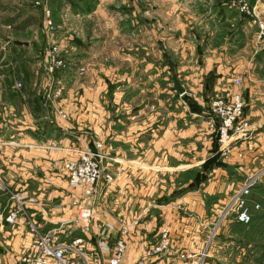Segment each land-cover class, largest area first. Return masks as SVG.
Instances as JSON below:
<instances>
[{
	"label": "rangeland",
	"instance_id": "1",
	"mask_svg": "<svg viewBox=\"0 0 264 264\" xmlns=\"http://www.w3.org/2000/svg\"><path fill=\"white\" fill-rule=\"evenodd\" d=\"M254 2L255 0H54L47 7L43 0H0V38L19 37L33 44L24 58L12 55L13 58L0 59V94L4 89L14 88L30 99L31 94L28 92L33 83L38 81L37 86L47 87L51 82L52 90L44 95L46 108L63 120H67L68 115L62 102L73 100L74 109L81 97L80 87L86 86L85 82H90L95 76L98 80L99 77L103 80V102L107 106L109 120L115 113L111 106L112 93H115L114 98L117 96L115 100L118 106L127 103L138 89L145 92L151 89L152 93L149 95L153 98L152 101L156 99L155 103L161 94H167V99L164 100V95L161 97L162 103H166L168 107L153 110L152 119L159 120L161 112L163 115L166 110L169 119H173L176 112L177 116L181 114L180 107L182 109V162L185 172L178 178V183H184L185 191L190 189V181L194 182V187L207 180V174L201 172L206 168L204 165L198 169L190 168L200 165L210 154L213 143L217 145L216 155L220 159L228 161L231 156H237L238 159L229 163L238 172H221L212 177L214 180L216 178L212 184H206L209 187L203 195V209L208 213L204 219L207 223H185L182 235L179 233L181 228L174 232L178 237L176 241L178 244L182 241L191 242V234L196 228L205 233L199 239V245L194 244L196 254L188 259L191 260L190 264H264V125L256 127L261 116L264 122V67H258L256 59L260 56L257 54L260 47L264 46V21L260 20V17L264 19V2L256 7L251 6ZM243 4H247L249 14L242 12ZM223 9H226L224 14ZM45 10H48V15ZM245 18L253 24L246 32L248 42L241 47L238 43L241 32L237 28ZM4 27L9 30L4 31ZM71 42L77 52L69 51V45H66ZM1 46L3 42H0ZM0 54H3L1 48ZM42 56L45 58L42 59ZM217 77L220 78L217 80L218 88L212 93H203V88L206 91L207 85L211 83L212 86ZM164 79H167V87L164 86ZM175 82L183 93L176 91ZM227 85L230 86L229 90L225 89ZM243 90L258 91L262 96L255 97L247 93L245 100ZM70 91L73 92L69 94ZM238 101L243 104L240 119L247 123V132L242 137L238 133L234 136L232 130L229 132L228 145L231 153L225 157L219 151V120L212 112V104L222 102L230 107ZM250 104L253 106L251 110ZM193 110L206 115L208 131L196 123L197 118L191 115ZM123 112L116 110V115ZM210 123L214 126L211 127ZM253 142L260 147L258 156L253 158L255 165L251 166L255 172L250 168L245 171L249 167L245 160L246 151H249V144L253 145ZM171 146L168 147L169 152L173 149ZM89 151L99 152L102 157V175L94 188L95 194V190L102 184L108 186L112 182L105 180L107 176L112 179V176L104 172L106 164H109L106 162L109 161L100 144ZM81 152L82 150L76 157L61 162L58 166L61 175L58 173V176L67 181L64 166L75 160ZM175 162L176 160L167 159L168 169ZM215 162L208 160L207 164L210 166ZM158 163V160H153V168L158 167ZM164 179L167 180V190H162V194L168 193L170 185L175 186L172 175ZM248 179L252 180L246 199L250 222L241 224L233 212L235 208L226 216L222 215L231 198ZM80 192L83 197L80 202L91 207L95 219V209L92 208L94 198L90 199L94 195L86 198L84 190ZM87 199L90 200L86 201ZM184 214L188 215L187 219H191L190 210L184 211ZM95 221L98 223L99 219ZM90 224L92 226L94 222Z\"/></svg>",
	"mask_w": 264,
	"mask_h": 264
},
{
	"label": "crops",
	"instance_id": "2",
	"mask_svg": "<svg viewBox=\"0 0 264 264\" xmlns=\"http://www.w3.org/2000/svg\"><path fill=\"white\" fill-rule=\"evenodd\" d=\"M262 2L264 0H255L251 6L263 5ZM224 13L226 9H223ZM260 20L264 21L261 17ZM244 21L237 28L241 32L238 41L241 47L248 42L246 32L253 24L248 18ZM5 29L7 31L8 27H4V31ZM15 41L25 45H13ZM0 42H3V46L0 47L3 52L0 54L1 60L4 57L15 56L24 58L33 45L19 37L5 36L0 38ZM66 46L69 51L77 52L72 42ZM260 48L257 52L260 56L256 59L258 67L262 69L264 46ZM78 51L82 52L80 49ZM218 79L220 78L217 77L212 86L209 83L206 91L203 88V93L215 91L219 85ZM164 80V86L167 87V79ZM85 83L86 86L80 87L81 97L74 105V109L73 100L67 99L68 101L62 102L68 115L67 120L57 118L46 108L44 95L52 90L51 82L47 87L37 86L38 81L33 83L28 92L31 94L30 99L14 88L4 89L0 94V180L2 181H0V264H17L18 258L28 252L34 239L30 233L33 224L40 226L39 234L58 230L62 240L82 239L85 249L88 252L98 251L104 264H109L110 254L99 249L100 229L107 231V247H113L118 240H125L127 248L122 264H132L143 255L148 245L157 241L160 229L166 227L170 231L172 246L165 257V263L184 264L186 261H191L187 257L192 259L195 256L194 244L199 245V239L203 234L205 236V233L196 228L191 234V242L185 241L184 244L182 241L178 244L176 241L178 237L174 232L181 228L179 233L182 235L185 223L186 225L198 221L199 225L201 222L207 223L204 219L208 213L203 209L205 207L203 195L209 187L206 184H212L216 180L212 177L221 172H238L236 168L229 166V163L238 160L237 156H231L228 161L220 159L216 155L217 145L213 143L210 154L200 165L190 168L198 169L208 160H215L216 164L210 166L207 164L206 168L201 170L203 174H207V180L195 184L194 187H192L194 182L190 181L188 185L190 184L191 187L185 191L184 183H178V178L180 179L185 172L182 162L184 131L181 107L179 116L176 112L175 117L169 119L166 110L163 115L161 112L160 119L155 121L152 119L153 110L159 108L162 110V106L168 107L166 103H162L161 97L166 96L165 100L168 98L167 94H161L158 102L155 103L156 99L152 101L153 98L149 95L152 93L151 89L147 92L138 89L127 103L118 106L115 100L117 96L114 98L115 93L111 92L113 95L111 106L115 113L109 120L107 106L103 102L105 95L103 80L101 77L98 80L95 76L93 80ZM229 87L227 85L225 89ZM72 92L70 91L69 94ZM247 93L255 97L262 96L258 91L243 90L245 100ZM252 107L251 105L249 110ZM175 108L177 109L178 105ZM116 110L124 112L116 115ZM191 115L197 118L195 121L201 128L208 131L206 115L199 110H193ZM261 118L262 116L256 127L264 125ZM208 134L210 138H214L211 132ZM98 144L102 147L106 160L109 161L106 162L109 164H106L104 172L112 176V182L108 186L102 184L97 187L94 197L90 198L91 200L94 198L92 200V208L95 209L96 214L94 220L99 219V222L93 221L94 224L90 226L89 232L82 233L80 225L76 222L77 208L71 205V202H80V198H83L82 193L80 190H70L67 181L62 176H58L60 172L58 166L62 161L76 157L80 150H94ZM251 144L249 151H246V157L244 155L249 166L245 171L250 168L255 172L251 166L255 165L256 161L253 158L259 153L260 147L254 145V142L253 145ZM169 145L173 147L170 152ZM232 153L235 154L233 151ZM167 159L176 160L175 165L170 169L167 167ZM153 160H158V167L153 168ZM168 175H172L175 186L170 185L171 189L168 193L162 194V190H167L165 185L168 178L165 180L164 177ZM14 195L22 197L23 209L17 215L16 222L8 224L5 219L17 207L12 199ZM57 206L61 208L55 209ZM189 210L192 212L189 215L191 219H187L188 215L184 214V211ZM134 222L137 225H133ZM123 231L127 232L126 236L122 235Z\"/></svg>",
	"mask_w": 264,
	"mask_h": 264
},
{
	"label": "built area",
	"instance_id": "3",
	"mask_svg": "<svg viewBox=\"0 0 264 264\" xmlns=\"http://www.w3.org/2000/svg\"><path fill=\"white\" fill-rule=\"evenodd\" d=\"M47 7L54 0H43ZM242 12L249 14L247 4H243ZM48 10L45 14L48 15ZM54 60V58H51ZM60 67V64H57ZM243 104L239 101L233 106H226L222 102H214L212 104V112L219 120L218 134H219V151L221 155L227 156L231 153L228 145V134L232 130L233 135L237 133L240 137L247 132V123L240 119L242 114ZM211 127L214 126L210 123ZM246 135V133H245ZM241 157V155H239ZM101 155L99 152H92L83 150L81 154L72 161H69L64 166V174L67 178L69 187L74 191H83L84 197H92L94 195V188L101 179ZM107 182L112 181L110 176L105 178ZM252 187V180L248 179L239 188L238 192L234 194L227 204L223 215L226 216L229 211L235 208L233 212L237 215V221L241 224H248L250 222V214L246 206L247 195ZM17 207L9 213L5 221L8 224H14L17 215L22 212V197L14 195L12 197ZM73 207L77 208L76 222L80 225V231L87 233L94 220V213L92 209L84 204L71 202ZM57 206L55 209H60ZM133 225H137L136 222ZM39 225L33 224L30 227V233L34 236L28 252L21 256L17 264H104L101 254L96 252H88L83 244L82 239H75L72 241L62 240L59 236L58 230H51L44 234H39ZM100 245L99 249L110 254L109 264H122L124 254L126 252V242L124 239L118 240L113 247H107L105 229L99 230ZM123 236L127 235L126 231L122 232ZM171 250V240L169 230L166 227L160 229L159 237L154 244L148 245L144 250L143 255L132 264H166L165 257ZM191 259V257H187ZM187 261L185 264H190ZM198 264V263H191Z\"/></svg>",
	"mask_w": 264,
	"mask_h": 264
},
{
	"label": "water",
	"instance_id": "4",
	"mask_svg": "<svg viewBox=\"0 0 264 264\" xmlns=\"http://www.w3.org/2000/svg\"><path fill=\"white\" fill-rule=\"evenodd\" d=\"M13 45H16V46H22V45H25V44H23L22 42H17V41H15V42H13ZM175 89H176V91H177L179 94L183 93L182 88H180L179 85H178L176 82H175Z\"/></svg>",
	"mask_w": 264,
	"mask_h": 264
},
{
	"label": "trees",
	"instance_id": "5",
	"mask_svg": "<svg viewBox=\"0 0 264 264\" xmlns=\"http://www.w3.org/2000/svg\"><path fill=\"white\" fill-rule=\"evenodd\" d=\"M208 163V162H207ZM207 163L204 165V167H206Z\"/></svg>",
	"mask_w": 264,
	"mask_h": 264
}]
</instances>
